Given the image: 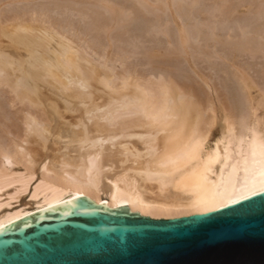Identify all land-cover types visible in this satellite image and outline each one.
<instances>
[{
    "label": "bare ground",
    "instance_id": "6f19581e",
    "mask_svg": "<svg viewBox=\"0 0 264 264\" xmlns=\"http://www.w3.org/2000/svg\"><path fill=\"white\" fill-rule=\"evenodd\" d=\"M3 27L0 38L14 48L16 55L0 50L1 82L16 86L34 111L21 115L20 122L18 117L7 120L13 139L0 145V196L7 194L10 201L29 190L30 202L29 208L24 204L2 210L10 204L0 200V229L82 196L110 209L127 207L130 212L152 219H174L212 212L207 208L219 210L230 198H250L253 192H264V93H260L259 99L252 97L250 92L254 88L249 79V86L243 85L240 96L237 95L238 105L235 103L229 110L219 106L221 124L218 136L212 139L216 111L211 99L199 97L194 83L189 92L179 90L171 80H166L169 71L162 68L164 76L157 83L142 85L133 81V75L126 74L129 79L122 81L123 91L119 92L110 75L92 69V77L80 70L75 59L85 61L84 57L75 55L66 43L60 42L59 53L46 52L45 47L52 40L50 31L41 33L36 42L29 34L33 28L28 24ZM241 74L239 82H243ZM42 79L51 84L50 94L55 95V89L60 95L64 111L74 114L73 127L71 120L67 123L70 127L60 124L63 129L54 136L51 122L56 118L51 114L57 110L48 104L52 99L39 92V88L41 92L50 89ZM186 82L192 85L191 81ZM97 84L106 91L99 94L103 102H97L95 95L86 91L90 87L98 91ZM43 85L48 89L42 91ZM129 88L131 94L126 92ZM238 106L242 109L239 113L235 111ZM50 137H54L51 139L55 146L61 145L63 152L54 156L53 161L50 159L51 164L42 165L34 147L42 148ZM15 166L23 167V172L13 171ZM9 190L12 194H8Z\"/></svg>",
    "mask_w": 264,
    "mask_h": 264
},
{
    "label": "rangeland",
    "instance_id": "374dc122",
    "mask_svg": "<svg viewBox=\"0 0 264 264\" xmlns=\"http://www.w3.org/2000/svg\"><path fill=\"white\" fill-rule=\"evenodd\" d=\"M263 15L264 0H0V28L1 26L4 28L3 25L6 27V25L11 26L17 23L28 24L33 28L29 34L36 42L40 40L41 33L45 30L50 31L52 40L50 45L45 47L46 52L59 53L60 42L66 43L75 55L84 57L85 61L75 59L80 70H86L83 72L92 77V69L99 74L110 75L115 89L119 92L123 91L122 81L125 78L129 79L127 75L131 77L133 75V81L142 85L147 82L157 83L164 76L162 68L169 71L165 74V78L167 81L171 80L170 82H173L177 89L189 92L196 85L199 97L211 99L216 111L217 119L212 128L214 132L212 139H215L219 133L222 117V110L219 107L221 104L227 110L234 108L235 103L238 105L240 101L238 97L244 88L243 85L249 86L251 82L254 88L250 92L252 97L259 99L260 93H264V20H261L264 19ZM112 22L114 24H111ZM181 42L185 43V46ZM7 43L0 38V50L16 55L14 48L8 47ZM18 50L24 57L26 56L22 49ZM161 54L162 57H160ZM240 74L243 82H239ZM1 77L0 73V113L2 114H0V145H4L11 143L13 139V131L9 128V124L7 125V120L18 117L19 121L21 115L23 117L25 113L27 115L33 113L34 106L21 98L16 86L1 82ZM135 77H138L137 80ZM44 79L42 80L45 83ZM246 79H249L250 83ZM186 80L191 81L192 85L190 86ZM43 86L44 88L41 86L42 91L46 89V85ZM95 88L98 91H93L91 87L86 91L93 93L97 102H103L99 97L106 92L105 89L98 84ZM50 90L51 88L41 92L39 88L41 94L52 99V102L48 104H53L57 110L55 114H51V117L56 118L54 122L57 123L51 122V133L54 136L60 128L63 129L62 127L67 128L70 125L73 127L74 114L64 111V104L61 99L59 100L60 95L56 92L57 96L59 95L57 98L55 89H53L55 95L53 92L50 94ZM46 92H49L50 96ZM126 92L131 94L132 89L129 88ZM239 107L235 108L237 113L242 110ZM69 121L71 124L67 125ZM60 124L63 126L61 127ZM51 138L54 137L46 139L48 142L44 141L45 146L42 148L34 147L37 149L39 163L42 165L46 162L51 164L52 162L48 161L63 152L61 145L56 143L55 146ZM47 151L48 153H45ZM13 171L22 173L23 167L15 166ZM10 193L11 190L8 194ZM29 193L28 190L17 199H9L10 201L7 194L0 196L2 203L8 201L10 204L2 210L24 207V204H27L25 207L29 208Z\"/></svg>",
    "mask_w": 264,
    "mask_h": 264
},
{
    "label": "water",
    "instance_id": "95a60500",
    "mask_svg": "<svg viewBox=\"0 0 264 264\" xmlns=\"http://www.w3.org/2000/svg\"><path fill=\"white\" fill-rule=\"evenodd\" d=\"M0 264H264V192L174 219L82 196L0 229Z\"/></svg>",
    "mask_w": 264,
    "mask_h": 264
},
{
    "label": "snow or ice",
    "instance_id": "6c2138e0",
    "mask_svg": "<svg viewBox=\"0 0 264 264\" xmlns=\"http://www.w3.org/2000/svg\"><path fill=\"white\" fill-rule=\"evenodd\" d=\"M262 191H264V189H262ZM252 194L255 195L256 193L253 192ZM244 199H248V197L245 196V195H241V196L239 197V199H236V198H230L229 201H228L227 203H222V204L220 205V207H228L229 205H231V204H237V203H239L241 200H244ZM214 210H215V209H213V208H207V209H206V211H214Z\"/></svg>",
    "mask_w": 264,
    "mask_h": 264
}]
</instances>
